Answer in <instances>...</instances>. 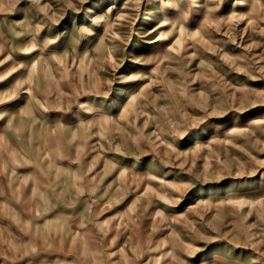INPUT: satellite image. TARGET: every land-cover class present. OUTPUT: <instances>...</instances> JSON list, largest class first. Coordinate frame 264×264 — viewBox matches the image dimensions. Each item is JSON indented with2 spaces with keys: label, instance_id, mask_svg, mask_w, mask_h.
Returning <instances> with one entry per match:
<instances>
[{
  "label": "rangeland",
  "instance_id": "1",
  "mask_svg": "<svg viewBox=\"0 0 264 264\" xmlns=\"http://www.w3.org/2000/svg\"><path fill=\"white\" fill-rule=\"evenodd\" d=\"M0 264H264V0H0Z\"/></svg>",
  "mask_w": 264,
  "mask_h": 264
},
{
  "label": "bare ground",
  "instance_id": "2",
  "mask_svg": "<svg viewBox=\"0 0 264 264\" xmlns=\"http://www.w3.org/2000/svg\"><path fill=\"white\" fill-rule=\"evenodd\" d=\"M201 1L202 0H192V7H193V9H197L198 7H200L201 6ZM98 5V4H97ZM95 12V7L93 8H90L89 10H88V13H87V16H86V18L85 19H87V18H89L90 16H92V14ZM84 19V20H85ZM146 24H150L151 23V21H152V18L150 17V15H147L146 16ZM209 193V192H208ZM210 193H212V190L210 191ZM231 192H227L226 194H230ZM211 196V195H210ZM194 199H195V195H193L192 196ZM213 253V252H212Z\"/></svg>",
  "mask_w": 264,
  "mask_h": 264
}]
</instances>
